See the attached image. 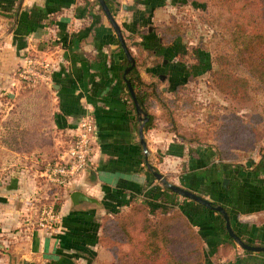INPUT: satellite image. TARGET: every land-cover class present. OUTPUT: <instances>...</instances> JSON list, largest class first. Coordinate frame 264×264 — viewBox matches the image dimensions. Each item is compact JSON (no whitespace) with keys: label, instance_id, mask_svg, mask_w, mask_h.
Returning <instances> with one entry per match:
<instances>
[{"label":"crops","instance_id":"1","mask_svg":"<svg viewBox=\"0 0 264 264\" xmlns=\"http://www.w3.org/2000/svg\"><path fill=\"white\" fill-rule=\"evenodd\" d=\"M174 1L178 0H130L122 6L132 13L137 27L143 3L148 4L147 17H153ZM95 5L93 0H0V28L5 29L0 41V93L16 84L18 71L32 55L50 64L49 81L41 84L49 90L51 122L62 133V141L68 145L64 140L67 136L71 139L84 116H90L95 124L89 165L59 195V222L32 232L27 227L23 234H30L31 241L26 246L31 252L38 250L44 264H99L98 258L108 255L98 243L100 217L126 208L134 199L150 200L157 195L167 199L169 193L162 184L166 172L173 177L168 181L176 180L181 187L224 207L232 229L240 236L264 245V174L257 171L262 164L257 170H244V162L221 164L212 146L188 145L155 128L143 130L144 152L138 132L140 121L123 84L127 59L125 64L115 32ZM110 11L120 23L118 15ZM131 41L135 50L128 49L139 65L140 77L154 82L142 72L147 63L141 58L149 51H141ZM22 171L18 176L10 172L0 180V264H13L14 226L29 224L22 212H28L27 204L37 186L33 177ZM256 179L258 184L252 183ZM73 191L96 202L73 203ZM170 199L166 202L172 203ZM192 219L206 250L217 248L211 261L264 264V253L236 249L220 229L219 217L211 221L196 209ZM22 264H26L24 259Z\"/></svg>","mask_w":264,"mask_h":264},{"label":"rangeland","instance_id":"2","mask_svg":"<svg viewBox=\"0 0 264 264\" xmlns=\"http://www.w3.org/2000/svg\"><path fill=\"white\" fill-rule=\"evenodd\" d=\"M129 2L130 0H107V5L110 10L112 9L118 15L120 22L118 25L127 47L134 51L131 41L134 40L141 51H149V54L141 58L147 63L142 72L149 77L151 76L154 83L164 87L161 90L165 93L164 97L167 98L174 97L171 90L175 83L186 82L181 87L179 95H188L197 103L198 108L192 112L181 108L172 110V119L180 128L198 127L200 130L208 128L212 130L221 124L227 126L240 125L236 122L238 120L236 117L243 121L246 119L256 121L264 127V87L257 89V83L250 78L247 69L237 67L222 72L216 61L217 55H227L232 51V43L229 38L230 31L226 24L228 12L219 5L217 0H211L205 10L198 4L174 1L173 4L161 7L157 14L151 16L152 18L147 17L149 12H147L146 6L148 4L143 3L142 17L138 16L140 25L137 24V27H134L132 13L123 10V6H127ZM93 4H96L95 0H93ZM129 5L131 4H128V7ZM96 8L99 15L107 19L101 7L97 6ZM7 23L9 25L10 22L7 21ZM4 24L8 27L6 23ZM3 31H5L4 27L0 28V41L5 36ZM127 31L133 34L126 33ZM172 35H179V38L172 45L166 48L162 47L161 45L165 40ZM140 54L142 55L141 52ZM178 54H183V58L180 59ZM31 56L28 55L27 57ZM210 57L212 59V71L208 72L207 70L211 67ZM24 65L18 71L19 74ZM19 74L16 76L18 80L16 84L0 93V180H3L10 172L18 176L23 172L22 170L33 177L37 186L36 193L29 199L28 212L25 210L22 212L24 219L28 217L29 224L28 226L23 224L19 227L14 226L11 243L12 258L13 264H22L23 259L26 264H44L38 258L40 252L38 250L35 253L31 252L30 246H26V242L29 244L31 241V235L26 237L23 232L27 230V227H29L30 232L38 229L35 222L41 207L47 203L56 202L57 198L53 196H50L49 201L45 200L43 190L51 182L41 174L42 172L40 173V170L47 167L48 161L59 157L67 148V143L62 141V133L52 125L49 90L46 88L44 90L41 83L34 85L27 83L26 80L21 79ZM236 80L239 83L242 81L246 83V85L237 86L239 88L237 96L248 98V106L241 108L235 106L227 100L231 99L228 95L221 94L217 90V86L232 85ZM152 111H155L156 114L161 113L158 106L152 108ZM226 120L227 122H225ZM166 125L169 126L157 119L155 129L166 131ZM69 138L67 136L64 141L68 142ZM200 145L210 146L208 143ZM241 149L247 151L248 154L244 165L253 166L258 161H262V165L257 171L264 174V157L261 158V154L264 156V142L253 149L246 147ZM164 178L168 181V178L173 177L166 172ZM175 181L168 182L181 186ZM251 181L249 180V182ZM252 183L258 184L257 179L256 182L252 181ZM168 193L167 199H170L171 195L172 203L183 204L186 213L189 215L199 208L191 200H184L182 196ZM132 201L140 203L142 200L134 199ZM213 215L218 217L217 213ZM219 221L221 224V219ZM243 237L248 241L246 235ZM248 242L258 244L252 239ZM0 244L3 243L0 242ZM227 245L232 248L229 243ZM235 245L238 251L246 253V250L237 243ZM107 254L106 257L101 258L102 260L98 258L99 264H105L109 261L110 255L108 252Z\"/></svg>","mask_w":264,"mask_h":264},{"label":"trees","instance_id":"3","mask_svg":"<svg viewBox=\"0 0 264 264\" xmlns=\"http://www.w3.org/2000/svg\"><path fill=\"white\" fill-rule=\"evenodd\" d=\"M217 1L228 12L226 24L232 43L230 54L216 56L220 70L223 72L231 68H245L250 78L257 83V89H262L264 87V0ZM184 2L198 4L205 10L211 0H184ZM95 3L99 6L98 0H95ZM153 6L156 5L153 4ZM178 38L179 35H172L161 46L166 48ZM207 54L210 56L208 52ZM178 56L180 59L183 58V54H178ZM210 63L211 67L207 70L208 72L212 71L211 57ZM138 66V63H135L127 77L140 107L149 117L144 124V131L155 128L156 121L159 119L169 125L168 127L166 125L165 130L183 143L197 145L208 143L214 148L218 161L224 165H242L248 154L241 148L253 149L264 142V127L256 121L247 119L243 121L239 117H236L238 119L236 122L240 125L221 124L212 130L210 128L200 130L198 127L180 128L172 119V110L181 108L192 112L198 108L197 103L191 97L179 95L181 87L186 82L177 83L171 90L174 97L167 98L164 97L165 93L159 85L144 81L140 77ZM123 84L126 87L124 80ZM238 85H246V83L245 81L239 83L236 80L232 85L217 86V90L221 94L228 95L231 99L227 100L235 106L240 108L248 106V98L237 96ZM126 94L131 100L127 87ZM130 104L135 109L132 100ZM157 106L161 111L160 114L152 111V108ZM229 127L232 128L228 129ZM263 157L261 154V158ZM56 161H59L58 157L48 161L46 166ZM261 164L262 161H258L251 167L245 166L244 170H257ZM45 168L47 167L43 169ZM43 169L40 170V173L43 172ZM63 190L64 188L50 183L43 190V196H45V200L49 201L50 196L57 197ZM164 190L175 194L165 184ZM176 196L178 195L176 194ZM166 200L164 195H157L150 200H142L140 203L131 200L126 204L125 210L116 208L110 214L100 217L98 243L110 255L109 261L105 264H217V259L212 261L210 259L211 255L217 252V248L206 250L204 238L195 228L192 219L193 213L187 214L183 204L179 202L167 203ZM184 200L190 199L184 198ZM192 202L197 204L198 209L207 214L211 221L212 218H215L213 214L217 213L221 219L220 229L230 242L235 243L225 229V222L221 214L195 201ZM60 203L61 199L58 197L54 206L57 212ZM211 203L218 205L215 202ZM234 232L238 234L235 230ZM240 237L246 241L245 238ZM234 263L230 262L229 264Z\"/></svg>","mask_w":264,"mask_h":264},{"label":"built area","instance_id":"4","mask_svg":"<svg viewBox=\"0 0 264 264\" xmlns=\"http://www.w3.org/2000/svg\"><path fill=\"white\" fill-rule=\"evenodd\" d=\"M49 71V62L37 57H26L20 77L33 85L47 83ZM94 130L93 119L90 116H84L69 140L65 152L58 157L59 161L48 164L45 171L41 173L51 184L65 189L71 179L86 170L92 155L91 143ZM54 206L55 203L51 202L41 207L35 222L38 229L54 227L59 222V214Z\"/></svg>","mask_w":264,"mask_h":264},{"label":"water","instance_id":"5","mask_svg":"<svg viewBox=\"0 0 264 264\" xmlns=\"http://www.w3.org/2000/svg\"><path fill=\"white\" fill-rule=\"evenodd\" d=\"M98 3L102 9L104 15L106 16L107 20L109 21L112 29L114 30V32L117 36V39L120 43V46L124 52V55L127 59V65L123 71V80L125 82V85L127 87L128 92L130 94L132 103H133L134 108H135V112L138 116V120L140 121V126L138 129L139 137H140V143L143 147V151L146 152V144H145V141L143 139V127H144V124L148 121L149 117H148L147 113L140 107V105L137 101L136 95L134 93V90L131 86L130 80L127 77L130 70L132 69V67L135 64V61H134V58L132 57V55H131V53H130V51H129L126 43H125L121 28L118 25V23L115 21L113 15H112V13H111L108 5H107L106 0H98ZM156 175L158 177H160L159 174H156ZM162 183L165 184L170 189L171 192H173L179 196H182L184 198L195 201V202L207 207L208 209L214 210V211L218 212L219 214H221L223 217V220L225 222V229H226L228 235L242 249L247 250V251H252V252H263L264 253V245H255V244L247 243L246 241L241 239V237L238 234H236L234 232V230L232 229L231 224H230L229 215H228L227 211L224 209V207H222L221 205H213L211 203V201H209V200L205 199L204 197H202V196H200V195H198V194H196V193H194L188 189H185L181 186L169 184L168 182H166V180L164 178H162ZM70 199L73 203H78L80 201H86V202H90V203L96 202V200L94 198L89 197L80 191H73L70 195Z\"/></svg>","mask_w":264,"mask_h":264}]
</instances>
